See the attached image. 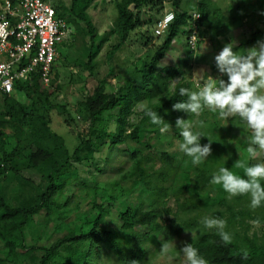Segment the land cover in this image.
<instances>
[{
	"label": "trees",
	"instance_id": "16d2710c",
	"mask_svg": "<svg viewBox=\"0 0 264 264\" xmlns=\"http://www.w3.org/2000/svg\"><path fill=\"white\" fill-rule=\"evenodd\" d=\"M93 1L53 0L57 16L65 18L73 26L74 34L67 54L73 51L77 34L83 41L89 37L88 59L82 65L91 75L96 73L94 59L101 48L96 41L97 27L89 12ZM167 1L174 7L175 19L154 54L145 59L143 65L136 70L141 74V82L134 84L129 80L118 81L116 91L106 93L103 87L105 80L116 74L112 67L108 76L93 91L76 100V108L85 114L90 125L86 135H79V142L73 151L69 149L64 136L50 126L49 112L54 108L59 109L66 115L67 122L75 120L73 114L66 104L55 100L56 89L51 84L44 85L38 73L33 74L29 81L17 80L12 93H0V176L13 184L10 187L13 186L12 191L16 192L11 197L6 193L8 185L6 191L0 189V224L4 223L3 228H0V238L11 253L18 249L28 253L27 255L37 252L40 256L38 264H49L64 256L61 250L63 245L75 243L86 244L87 249H78L61 264H90L88 259L97 248L108 250L120 264H131L132 261L149 264L154 247L160 250L162 242H172L185 232H193L194 235L187 243H192L208 264H264V239L257 233L249 232L250 220L264 224V205L252 209L249 195L229 198L228 193L218 197L215 203H209L207 198L216 189L210 182L213 174L204 166H197L194 178H185L186 182L179 188L165 185L170 173L178 176L179 167L169 152L153 153L154 147L143 139L150 130L159 131L160 128L151 122L146 114L148 109L155 111L169 125H176L177 118L186 119V112L173 110V105L187 99L180 95L179 90L182 87L191 90V82L184 78L169 93V82L185 73L176 67L159 69L161 60L171 48L173 38L179 35L189 38L192 33L190 20L193 11L201 14L197 20V25L202 27L201 31L205 26L217 35L228 26V23L220 20L222 10L213 4V0H198L192 11L185 7L187 0H118V15L110 31V34L117 35L118 40L109 46L107 57L110 63L114 61L116 53L127 42L130 34L146 22V15L131 9L132 4L136 10L143 8L159 14ZM263 35L264 30L257 27L247 43L258 41ZM143 36L146 38L143 43L148 45L150 37ZM189 51L193 52L190 48ZM57 63L58 58L54 62L53 72ZM72 65L77 66L75 62ZM77 77L82 78L80 74ZM75 79L72 75V81ZM146 99L160 100L142 110L137 122H131L135 106ZM109 115L114 119V128L111 127V118L106 119ZM8 128H11L10 133L5 131ZM223 139L225 141L224 135ZM129 142L135 143L127 149L134 166L121 178L132 182L133 186L143 184V190L152 197L149 208L145 210L142 204L136 207L126 206L118 213L116 229H110L101 226L106 209L102 199L95 195L94 206L97 212L91 217H84L82 225L76 231L68 233L51 246L29 245L25 232L27 226L36 215L45 212L50 216L56 209L62 208L59 195L78 172L77 164L93 160L92 155L82 157L83 152L88 150V153H92L95 147L105 145L112 150ZM145 149L148 150L147 153ZM213 153L215 158L220 155L218 151ZM21 160L40 175V184L36 185L20 173L15 163ZM157 162L161 163L159 168ZM252 164L256 162L249 163ZM187 181L194 186L190 195L187 194ZM261 183L264 185V181ZM171 195H175L176 210L168 205ZM205 216L226 220L225 230L233 237L231 244H225L215 229H207L201 223ZM140 227L148 229L140 230ZM243 250L249 254L247 259H243ZM23 252L22 255L25 254ZM5 261L0 257V264ZM16 263L22 264L19 261Z\"/></svg>",
	"mask_w": 264,
	"mask_h": 264
},
{
	"label": "rangeland",
	"instance_id": "374dc122",
	"mask_svg": "<svg viewBox=\"0 0 264 264\" xmlns=\"http://www.w3.org/2000/svg\"><path fill=\"white\" fill-rule=\"evenodd\" d=\"M117 1L94 0L93 5L89 9L97 27L96 41L101 47L100 52L94 59L96 64V73L94 75H91L89 70L84 69L82 65L83 61L85 62L88 59L89 37L83 41L82 37L77 34L75 47L69 54H67L70 47L69 40L58 43V63L54 66V74L50 86L56 89L55 100L66 104L75 120L67 122L66 115L61 113L59 109L54 108L49 112L50 126L64 136L71 151L78 144L79 135H86L90 125V121L85 117V114L79 112L76 108V100L80 96L93 91L96 85L108 76L109 69L112 67L115 69L114 72L116 74L114 77H107V80H105L103 87L106 93H114L117 89L118 81L125 82L129 80L134 84H139L141 82V74L136 70L143 65L145 59L154 54L164 39L163 36L156 37L153 33L155 20L159 14L143 8L136 10L134 5L133 10L136 12L141 11V15H146V22L130 34L127 42L116 53L115 60L110 63L107 57V50L110 45L118 40L117 35L110 34L113 28L112 24L118 15ZM197 1L187 0L185 7L192 11L195 9ZM213 4L222 10V14L219 16L221 17L220 20L223 23H228V26L220 30L217 35L212 32V29L204 28L201 31V36L204 40L201 41L200 49L192 53L187 47V38L179 35L177 37L178 42L171 44V49L166 57L161 60L159 66V69L164 67L182 69L185 73L183 77L191 82L192 91L198 90L193 80L204 81L208 75L215 79H224L226 81L227 76L219 72L214 57L228 43L233 44L234 51L246 52L247 49L256 45L257 40L251 43H247V41L251 39L257 27L264 30L263 0H213ZM163 6L164 8L170 7L174 9L173 5L168 1ZM143 35L150 37L151 40L148 45L143 43L146 39L143 38ZM260 40H264V35ZM73 62L77 66H73ZM78 74L82 76L81 79L77 77ZM72 75L73 78H76L73 81ZM174 80L169 82V93L175 89L176 82ZM23 99L26 100L25 98ZM159 100L153 99V101H149L146 99L139 102L134 108L131 122H137L140 119L142 110L151 103H157ZM106 119H110L111 127L114 128V119L110 115L106 116ZM188 119L194 124L193 130L200 131L204 135L200 141L202 145L209 143V138L212 140L211 155L199 165H193L191 157L179 150L178 144L182 142L183 138L176 125H170L169 131L165 134H161L158 130H150L143 138L154 147L153 153L169 152L179 167L178 176L170 173L164 182L165 185L179 188L186 182L185 178H194L197 166L206 167L213 175L220 167H227L240 175L244 174V172L243 169L235 167V163L238 160L246 164L248 162H264V153L259 154L256 159L249 158L247 153L248 138L252 135V132L246 122L238 116L222 120L219 118L218 111L213 113L205 108L199 116L186 112L185 120ZM200 121H203V127L200 126ZM5 131L10 133L11 128L5 129ZM223 135L225 136V141ZM129 145L134 146L135 143L121 144L112 150L105 145L95 147L94 150L92 149V153H88V150L84 151L82 157L92 155L93 160L88 162L84 160L83 163L77 164L78 172L67 182V185L59 195V201L63 205L62 208L56 209L50 216L42 212L34 217L25 231L27 243L29 245L51 246L68 233L76 231L77 227L82 225L84 217H91L97 212L94 206L95 195L102 199L106 209V214L101 222L102 227L116 229L118 213L125 209L126 206L136 207L142 204L145 210L148 209L152 197L151 194L143 190V184L139 183L133 186L132 182L121 178L122 175L132 170L134 166L133 159L127 150ZM219 147H221L220 149L223 152L219 150ZM213 151H218L220 154L218 158H215ZM147 152L148 150L145 149V153ZM15 165L19 167L20 173L25 178L32 180L36 185L40 184V175L30 168L27 162L21 160L20 162L17 161ZM156 165L159 168L161 163L157 162ZM6 180L3 176H0V189L5 190L8 185L7 191H5L9 196L13 197L16 193L12 191L13 186L10 187L13 184ZM187 187V194L190 195L194 191V186L187 181ZM215 189L216 192L210 194V198H207L209 203H215L218 197L227 194L220 185H215ZM66 202L68 204H65ZM168 205L173 210H176L175 195L170 196ZM249 223L251 227L250 234L253 232L257 233L264 239V224L252 220ZM3 225L4 223L2 222L0 228H3ZM139 229L147 230L148 228L140 227ZM193 235V232H185L180 237L175 238L171 242L170 251L166 254L161 253V250L154 247L150 254L149 264H185L184 256L180 249ZM61 248L64 256L56 261L49 262V264H61L67 261L68 257L76 253L78 249L85 251L87 245L66 243ZM22 252L18 249L17 252L11 253L0 238V257L6 259L4 264H17L16 262L18 261L22 264L25 262L38 264L40 256L37 252L30 253V255L25 252L22 255ZM88 260L90 264H120L116 257L104 248H97Z\"/></svg>",
	"mask_w": 264,
	"mask_h": 264
},
{
	"label": "clouds",
	"instance_id": "9594fccd",
	"mask_svg": "<svg viewBox=\"0 0 264 264\" xmlns=\"http://www.w3.org/2000/svg\"><path fill=\"white\" fill-rule=\"evenodd\" d=\"M216 67L227 80L215 79L211 75L203 81V86L196 85L198 90L180 88L181 96L187 99L173 105V110L187 112L199 116L205 108L211 112L218 111L219 118L226 120L238 116L245 121L252 135L248 138L247 153L250 159H256L264 153V40H258L254 47L244 53L234 51L232 43L226 44L215 57ZM146 114L151 122L160 126L159 131L165 134L170 125L157 115L155 111L148 109ZM203 127V121L199 122ZM176 128L180 130L183 138L178 144L181 152L191 157L193 165H199L212 153V140L201 144L204 135L200 131H194L192 121L177 118ZM235 167L243 169L244 176H240L227 167H220L210 181L213 185L222 186L229 198L238 195H249L250 207L256 209L264 205V162L248 165L238 160ZM201 223L207 229H215L225 244L232 243V235L225 229V219L205 216ZM171 242H162L161 253L170 251ZM183 253L185 264H208V261L199 254V250L192 243L185 242L180 249ZM248 252L243 250V259L248 258ZM131 264H139L132 261Z\"/></svg>",
	"mask_w": 264,
	"mask_h": 264
},
{
	"label": "built area",
	"instance_id": "2783aa9c",
	"mask_svg": "<svg viewBox=\"0 0 264 264\" xmlns=\"http://www.w3.org/2000/svg\"><path fill=\"white\" fill-rule=\"evenodd\" d=\"M200 17L199 11L192 12L187 46L193 52L200 49L204 40L202 27L197 25ZM174 19L173 9L163 8L155 20L154 35L165 36ZM73 34V26L57 16L53 0H0V93H12L17 80L29 81L35 73L49 86L59 54L58 43L72 41ZM176 42L174 37L172 44ZM182 79V75L177 76L174 82ZM193 82L203 86V80Z\"/></svg>",
	"mask_w": 264,
	"mask_h": 264
},
{
	"label": "water",
	"instance_id": "95a60500",
	"mask_svg": "<svg viewBox=\"0 0 264 264\" xmlns=\"http://www.w3.org/2000/svg\"><path fill=\"white\" fill-rule=\"evenodd\" d=\"M133 6H134V4H132V5L130 6V8L133 9Z\"/></svg>",
	"mask_w": 264,
	"mask_h": 264
},
{
	"label": "crops",
	"instance_id": "0c3cea01",
	"mask_svg": "<svg viewBox=\"0 0 264 264\" xmlns=\"http://www.w3.org/2000/svg\"><path fill=\"white\" fill-rule=\"evenodd\" d=\"M204 28H206L205 26H204ZM206 29H208V28H206ZM202 46H203V44H202ZM196 64V63H195ZM186 70V69H185Z\"/></svg>",
	"mask_w": 264,
	"mask_h": 264
}]
</instances>
